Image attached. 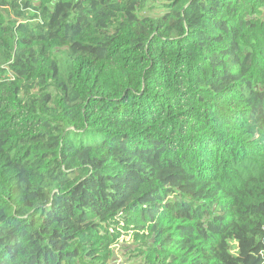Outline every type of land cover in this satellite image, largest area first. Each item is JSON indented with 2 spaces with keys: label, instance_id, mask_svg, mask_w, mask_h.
<instances>
[{
  "label": "trees",
  "instance_id": "obj_1",
  "mask_svg": "<svg viewBox=\"0 0 264 264\" xmlns=\"http://www.w3.org/2000/svg\"><path fill=\"white\" fill-rule=\"evenodd\" d=\"M0 264H264V0H0Z\"/></svg>",
  "mask_w": 264,
  "mask_h": 264
},
{
  "label": "rangeland",
  "instance_id": "obj_2",
  "mask_svg": "<svg viewBox=\"0 0 264 264\" xmlns=\"http://www.w3.org/2000/svg\"><path fill=\"white\" fill-rule=\"evenodd\" d=\"M133 243V239H132V232L129 234H124V236H122L121 241L119 242V247L117 249V253L119 255L120 258H118V261H123L124 259V255H122V253L120 252V248L123 247L126 244H132Z\"/></svg>",
  "mask_w": 264,
  "mask_h": 264
}]
</instances>
